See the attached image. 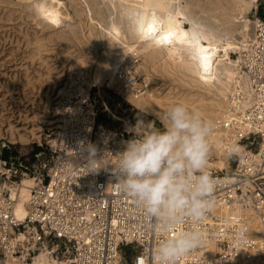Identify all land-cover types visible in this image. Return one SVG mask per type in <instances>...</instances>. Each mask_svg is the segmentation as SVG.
<instances>
[{
	"label": "bare ground",
	"instance_id": "1",
	"mask_svg": "<svg viewBox=\"0 0 264 264\" xmlns=\"http://www.w3.org/2000/svg\"><path fill=\"white\" fill-rule=\"evenodd\" d=\"M31 1L27 6H31L34 18L43 13L44 1ZM109 1L118 14V21L110 25L108 22V28L113 41L118 40L122 23L123 38H120L124 39L125 45L116 47L112 53H104L92 70L82 58L69 59L62 85L54 88L53 95L43 91L44 96L38 97L40 102L37 98L41 105L32 106L37 109L35 113L32 110V114L51 129L47 142L51 147L63 148L70 140L78 142L81 139L85 148H93L86 144L87 136L96 130L89 91L92 86L99 87L106 78L131 105L154 118V112L176 102L198 110L215 124L208 168L218 181V187L215 206L199 226L205 237L203 246L185 256L179 264H264V184L257 181L264 175V21L249 16L257 0ZM130 11L136 17V27L129 18ZM149 25L154 29L151 32ZM36 45L39 47L41 42L36 41ZM202 55L210 57L207 71ZM138 58L141 61L135 63ZM150 68L158 71L155 73L158 74V85L147 82L140 87L135 78L144 73V79L152 80L154 72L150 74ZM121 120L131 129V124ZM33 124L28 127L9 124L0 134L12 142L39 141L41 127ZM257 129L262 133L257 149L245 148L240 143L241 138ZM96 132L101 149H108L110 142H114L122 145L124 151L130 140L119 138L116 130L102 125H98ZM231 154L239 156L236 166L246 175L244 179L236 180L231 173H217L228 170ZM96 158L87 153L70 155L67 160L71 166H77L83 159L91 167L95 161L90 163V160ZM110 181L111 177H108L105 188H109ZM37 185V177L27 174L7 184L0 181V244L7 247L0 249V264H23L28 250L36 245L35 225L25 223V231H14L12 223H23L34 211L36 203L32 189ZM5 186L8 189L6 195L2 193ZM237 186L241 192L237 191ZM51 191L49 185L47 192ZM42 196L48 199V195L41 194L40 198ZM50 200L48 207L52 208L54 205ZM73 210L65 213L66 219H72V213L79 216ZM86 211L88 214L89 210ZM237 230L242 233V240L238 239ZM156 241L157 237L153 238L152 248ZM17 243L20 255L14 254ZM38 249L30 264H66L65 257L52 256L48 247ZM145 252L150 255L149 250L145 249ZM141 261L145 260L142 258Z\"/></svg>",
	"mask_w": 264,
	"mask_h": 264
},
{
	"label": "rangeland",
	"instance_id": "2",
	"mask_svg": "<svg viewBox=\"0 0 264 264\" xmlns=\"http://www.w3.org/2000/svg\"><path fill=\"white\" fill-rule=\"evenodd\" d=\"M30 1L0 0V131H4L9 124H13L16 127H28L35 122V125L41 127V138L39 141L12 142L4 138L3 134H0V181L5 184L9 183L10 180L18 181L25 174L35 176L34 173L41 175L46 171L52 154L50 144L47 142L51 129L32 113L37 110L35 105L40 102L44 92H50L48 94L53 95L54 88L62 85L61 82L65 79L64 71H66V66L69 64V59L82 58L88 64L89 69L92 70L95 63H97L96 61L100 60L104 53H112L116 47L120 48L125 45L124 39L122 40V23L120 24L121 33L118 40L113 41L112 33L108 28L110 23L118 21V14L114 6H112L113 3L109 0H38V2L44 1V9L43 13L34 18L30 12L31 6H27V4L31 5L29 3L33 2ZM249 16L264 21V0H257ZM79 37L81 40L78 39ZM36 41L41 42L39 47L36 45ZM140 61L141 59L138 58L135 63ZM152 70L154 69L150 68V74L154 72ZM155 73H158V71L156 72L155 70L151 75L155 80L152 77L150 81L144 79L145 74L142 73L135 78V82L140 87L147 82L157 86L158 79L156 80V78L158 74L156 76ZM52 81H54L53 86L51 85ZM154 81L157 82L154 83ZM42 92L43 94H41ZM89 93L91 100H93L92 107L96 130L98 125L114 130L124 129L129 132L128 137H131V135L133 137L134 133L127 128L121 118L125 119L131 126L135 125L138 119H144L147 127L142 129V132H147L148 128L152 126L149 122H153L157 128L162 127L159 120L131 105L116 88V85L109 83L107 78L102 81L99 87L92 86ZM39 96L40 99L38 98ZM35 97L36 99H34ZM37 98L39 102L36 101L38 100ZM31 99H34L37 103ZM32 102L33 105H31ZM39 105L41 103L37 107ZM96 130L94 132L98 139ZM241 144L253 151L258 146L257 141L250 146L252 148L246 147L243 143ZM238 160L239 156L237 154H231L228 170L218 171L217 173L233 174ZM15 168L18 171L16 175L13 172ZM258 181L264 182V178ZM7 192L8 189L5 186L2 189V193L6 195ZM26 228V224L13 227L14 231H25ZM40 247L49 248L46 243L40 244L36 241L35 247L28 250V254L22 259V263L30 264L32 262L31 257ZM5 248H7L5 244H0V249ZM19 250L20 245L17 243L14 246V254L20 255L21 252ZM135 250L136 248L133 246L130 253ZM127 252L129 255V251ZM123 258L122 264H128L129 257L125 256Z\"/></svg>",
	"mask_w": 264,
	"mask_h": 264
},
{
	"label": "clouds",
	"instance_id": "3",
	"mask_svg": "<svg viewBox=\"0 0 264 264\" xmlns=\"http://www.w3.org/2000/svg\"><path fill=\"white\" fill-rule=\"evenodd\" d=\"M129 18L136 27L131 11ZM154 116L162 127L149 122L152 126L145 133V120L138 119L112 172L120 191L151 222L157 237L151 264H179L203 246L199 226L215 206L218 181L208 168L215 124L182 102ZM90 151L94 156L95 148ZM237 237L243 238L240 230Z\"/></svg>",
	"mask_w": 264,
	"mask_h": 264
},
{
	"label": "built area",
	"instance_id": "4",
	"mask_svg": "<svg viewBox=\"0 0 264 264\" xmlns=\"http://www.w3.org/2000/svg\"><path fill=\"white\" fill-rule=\"evenodd\" d=\"M117 133L119 138L132 137H128L129 132L124 129L117 130ZM261 134L258 129L251 130L241 138V143L246 147L256 141L258 144ZM86 139L87 146L89 144L96 150L97 158L91 167L83 159L77 166H71L67 160L70 155L92 154L81 139L78 142L70 140L63 148L50 146L52 154L46 171L41 175L34 173L38 180V187L32 189L33 202L36 203L34 211L20 224L35 225L36 241L40 244L45 241L52 255L65 257L66 264H122L125 256L129 257L128 264H151L150 255L145 252V249L151 251L156 237L151 222L145 218L142 209L120 191L112 172L123 146L110 142L108 149H101V141L96 140L95 132ZM68 146L73 147L68 150ZM235 168L236 180L244 179V172L238 166ZM13 172L16 175L18 171L15 168ZM108 177L111 181L107 189L105 181ZM262 178L264 175L257 181ZM49 185L51 192H47ZM236 189L241 192L240 186ZM41 194L48 195V199L40 198ZM49 199L54 205L53 210L48 207ZM55 201L57 203L52 204ZM73 209L79 216L72 213L73 218L66 219L65 213ZM86 210H89L88 214ZM20 224L12 223L13 227ZM133 246L136 250L130 253ZM142 258L148 262H142Z\"/></svg>",
	"mask_w": 264,
	"mask_h": 264
},
{
	"label": "snow or ice",
	"instance_id": "5",
	"mask_svg": "<svg viewBox=\"0 0 264 264\" xmlns=\"http://www.w3.org/2000/svg\"><path fill=\"white\" fill-rule=\"evenodd\" d=\"M148 30H149V32L153 31L154 30L153 26L149 25ZM165 39H167V37ZM203 51L206 52L207 50H203ZM209 60H210V57H208L207 55H202L203 67L205 68L206 71L209 68V63H208Z\"/></svg>",
	"mask_w": 264,
	"mask_h": 264
}]
</instances>
